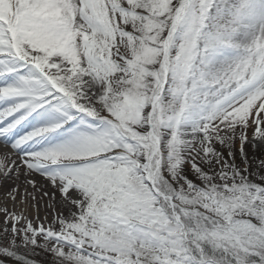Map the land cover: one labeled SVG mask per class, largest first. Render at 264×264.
<instances>
[{
	"label": "snow or ice",
	"instance_id": "snow-or-ice-1",
	"mask_svg": "<svg viewBox=\"0 0 264 264\" xmlns=\"http://www.w3.org/2000/svg\"><path fill=\"white\" fill-rule=\"evenodd\" d=\"M0 145V264H264V0H0Z\"/></svg>",
	"mask_w": 264,
	"mask_h": 264
},
{
	"label": "bare ground",
	"instance_id": "bare-ground-1",
	"mask_svg": "<svg viewBox=\"0 0 264 264\" xmlns=\"http://www.w3.org/2000/svg\"><path fill=\"white\" fill-rule=\"evenodd\" d=\"M2 148H3V145H0V149H2ZM7 187H8L7 184H5L3 186H0V196H3L4 197V193H5V190L7 189ZM4 202H6L5 199H4L3 202L0 200V207H4L5 206L6 203H4ZM7 206L9 208H12L13 207L12 205H10V203H8ZM41 216H43V212H41ZM2 220H3V217L0 216V222H2Z\"/></svg>",
	"mask_w": 264,
	"mask_h": 264
},
{
	"label": "rangeland",
	"instance_id": "rangeland-1",
	"mask_svg": "<svg viewBox=\"0 0 264 264\" xmlns=\"http://www.w3.org/2000/svg\"><path fill=\"white\" fill-rule=\"evenodd\" d=\"M249 151H251V149H250V147H249ZM4 197L3 196H0V200L3 202L4 201ZM4 203H7L8 204V202L6 201V202H4ZM10 205H12L11 203H10ZM13 206V205H12ZM36 259H38V260H41V261H44V260H46V259H48V257H46V256H43V255H38L37 257H35Z\"/></svg>",
	"mask_w": 264,
	"mask_h": 264
}]
</instances>
